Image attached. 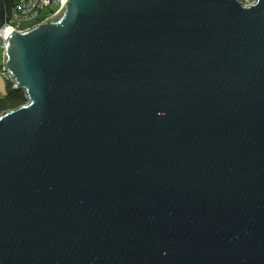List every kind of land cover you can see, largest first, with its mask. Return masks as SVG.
Instances as JSON below:
<instances>
[{"label": "water", "instance_id": "water-1", "mask_svg": "<svg viewBox=\"0 0 264 264\" xmlns=\"http://www.w3.org/2000/svg\"><path fill=\"white\" fill-rule=\"evenodd\" d=\"M6 40L0 264H264V0H64Z\"/></svg>", "mask_w": 264, "mask_h": 264}, {"label": "built area", "instance_id": "built-area-1", "mask_svg": "<svg viewBox=\"0 0 264 264\" xmlns=\"http://www.w3.org/2000/svg\"><path fill=\"white\" fill-rule=\"evenodd\" d=\"M4 2L6 19L4 24L0 27V50L2 52L7 45L6 36L11 30L14 29L23 32L44 22L58 12L64 0H7L8 5L6 4V0H4ZM241 2L249 6L253 4L255 0H241ZM53 5H57L58 8L53 11L50 16H41L42 10ZM24 22H30L31 24L24 26ZM3 73L10 79L4 67Z\"/></svg>", "mask_w": 264, "mask_h": 264}, {"label": "trees", "instance_id": "trees-1", "mask_svg": "<svg viewBox=\"0 0 264 264\" xmlns=\"http://www.w3.org/2000/svg\"><path fill=\"white\" fill-rule=\"evenodd\" d=\"M6 4L8 5L7 0H6ZM55 10H53V11H55ZM53 11H52V13H53ZM26 101L27 100L25 98V92L23 90L15 89L13 86V83L11 82V88L9 89L7 94L3 98L0 99V113H2L5 110H8V109L17 108V107L25 104Z\"/></svg>", "mask_w": 264, "mask_h": 264}, {"label": "rangeland", "instance_id": "rangeland-1", "mask_svg": "<svg viewBox=\"0 0 264 264\" xmlns=\"http://www.w3.org/2000/svg\"><path fill=\"white\" fill-rule=\"evenodd\" d=\"M57 8H58L57 5L48 7L41 11V16H50L52 11ZM29 24L31 23L24 22V26L29 25ZM10 88H11V80L7 77L5 73H3V52L0 50V99L3 98L7 94Z\"/></svg>", "mask_w": 264, "mask_h": 264}]
</instances>
